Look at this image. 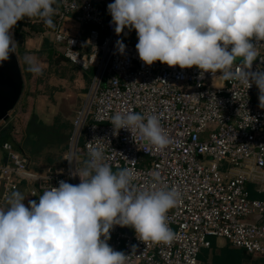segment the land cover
Wrapping results in <instances>:
<instances>
[{
	"label": "built area",
	"instance_id": "2783aa9c",
	"mask_svg": "<svg viewBox=\"0 0 264 264\" xmlns=\"http://www.w3.org/2000/svg\"><path fill=\"white\" fill-rule=\"evenodd\" d=\"M54 8V28L45 31L49 41L68 64L91 71L90 84L71 123L64 167L36 172L10 142L2 143L0 204L21 182L38 197L60 180L79 184L72 173L89 158L91 142L113 172L134 169L137 189L174 186L181 194L167 214L176 235L170 245L143 242L127 226L110 231L111 247L128 255L127 264H201L200 252L218 238L264 260V110L256 86L246 90L220 73L200 78L195 67L145 65L138 41L128 43L125 31L117 36L107 6L98 0H57ZM118 39L126 45L124 54L116 49ZM260 57L251 71H264ZM242 67L240 61L233 65L237 73ZM125 111L157 114L170 144L158 150L127 130L113 135L111 117Z\"/></svg>",
	"mask_w": 264,
	"mask_h": 264
},
{
	"label": "clouds",
	"instance_id": "9594fccd",
	"mask_svg": "<svg viewBox=\"0 0 264 264\" xmlns=\"http://www.w3.org/2000/svg\"><path fill=\"white\" fill-rule=\"evenodd\" d=\"M55 2L0 0V66L16 54L17 22L40 18L51 26ZM107 11L117 36L135 30L145 65L195 67L200 78L220 73L246 90L254 84L264 109V71H251L264 42V0H114ZM116 49L125 53L123 40ZM237 60L243 66L239 73L233 69ZM26 63L27 71L41 73L37 63ZM110 123L113 135L124 129L158 150L170 144L157 114L117 112ZM87 147L89 158L72 173L79 184L60 180L27 206L19 191L6 198L0 207V264H127L128 255L107 242L114 226L133 228L143 242L170 245L176 239L167 214L180 201L177 188L139 190L134 169L113 172L100 147L91 142Z\"/></svg>",
	"mask_w": 264,
	"mask_h": 264
},
{
	"label": "rangeland",
	"instance_id": "374dc122",
	"mask_svg": "<svg viewBox=\"0 0 264 264\" xmlns=\"http://www.w3.org/2000/svg\"><path fill=\"white\" fill-rule=\"evenodd\" d=\"M34 21L37 22V20ZM45 30L40 34L31 30L22 47L20 46L21 42L18 44L13 34V38L17 43L16 56L23 77V92L7 122H0V130L8 129L10 138L19 144L24 138H27L25 137V133L28 130V122L36 118L41 124L39 131L48 137V143L52 140L55 144L58 139V134L62 132L59 135L61 147L63 143L66 144V134L71 129L63 132L59 125L65 122L64 124H69L70 126V123H72L74 116L77 114L76 112L82 105L85 93L90 84L91 75L88 74L89 72H83L63 62L50 65L46 57L49 46L43 41L50 39V37L46 34ZM129 36L130 34L126 37L128 43L133 44L138 41V38H130ZM19 48H21L20 53ZM26 59H31L40 66L41 73L39 75L30 72L29 79H25V73L28 67ZM85 73H87L86 78L84 77ZM256 98V102L259 104L258 93ZM68 142L69 140H67ZM43 149L45 150L36 159V162L39 164L38 166L42 168L45 165L44 160L46 157L51 156L46 146ZM57 163L59 161H56L53 166H57ZM107 242L110 245L109 241ZM215 245L217 247H227L228 242L225 239L218 238L215 239ZM210 259L208 257L207 262Z\"/></svg>",
	"mask_w": 264,
	"mask_h": 264
},
{
	"label": "trees",
	"instance_id": "16d2710c",
	"mask_svg": "<svg viewBox=\"0 0 264 264\" xmlns=\"http://www.w3.org/2000/svg\"><path fill=\"white\" fill-rule=\"evenodd\" d=\"M53 6L56 5L54 4ZM51 19L53 21V24L51 26L46 25L44 21L40 18H33V19L25 18L24 20L18 21L16 26L12 30L18 44L19 42H21L20 46L22 47V44L28 37V34L30 33L31 30L39 34L43 33L45 29L52 30L54 28L55 18L52 16ZM34 20H37V22H35ZM43 41L46 43V45L49 46V49L46 52L47 53L46 57L50 65L52 64L56 65L59 64L60 62L68 64L64 60L62 55L54 50L53 46L51 48L52 44L49 41V39H45ZM20 52H21V48H19V53ZM87 72H89L88 74L91 75V71H87ZM29 77H30V72L27 71L25 73V79H29ZM85 77H87V73H85ZM31 121L28 122L27 124L28 130L25 133V137L27 138H24L20 143V145H18L20 150L23 152L24 155L28 156L31 160H36L43 152V150H45L43 149L44 146H46V149L48 150L51 156L46 157V159L44 160L45 164L51 165V164H55L56 161L57 162L59 161V163H57V166H52L51 168L53 169L56 167H64L66 164L62 160V153L65 151L67 147V140L71 131H69L66 134V144L63 143L62 146L60 147L61 143H60L59 135H61L62 132L58 134V139L56 140L55 144L52 142V140L51 142L48 143L47 141L48 137H46V135L44 134H41L39 131L40 130L39 127L41 126V124L38 122V120L36 118H33ZM64 123L59 125L61 130L63 132L67 129L70 130L71 128L69 127H72L71 123L70 126L69 124H64ZM8 132L9 131L6 128L4 130H0V145L3 142L10 140V136L8 135L9 134ZM56 145L57 148L59 147L58 149L56 148ZM55 149L57 150L55 151ZM208 257L211 258L209 262H207ZM198 259L201 262V264H263L264 263L263 259L256 258L255 256L248 254L244 250L232 248L229 244L227 245V247L225 246L217 247L215 245L214 239L211 240V246L209 249H204L200 252Z\"/></svg>",
	"mask_w": 264,
	"mask_h": 264
},
{
	"label": "water",
	"instance_id": "95a60500",
	"mask_svg": "<svg viewBox=\"0 0 264 264\" xmlns=\"http://www.w3.org/2000/svg\"><path fill=\"white\" fill-rule=\"evenodd\" d=\"M23 92V77L16 54L0 66V122H7ZM126 228V227H124Z\"/></svg>",
	"mask_w": 264,
	"mask_h": 264
},
{
	"label": "crops",
	"instance_id": "0c3cea01",
	"mask_svg": "<svg viewBox=\"0 0 264 264\" xmlns=\"http://www.w3.org/2000/svg\"><path fill=\"white\" fill-rule=\"evenodd\" d=\"M98 2H99V4L101 5V7H103V8H106V6H107V0H98ZM56 3H57V0H56V2H55V5H56ZM54 7V6H53ZM47 30V29H46ZM45 30V31H46ZM125 34H126V37H127V35L128 34H130V38H133V37H136L137 38V35H136V32H135V30H132V31H128L127 29H125ZM78 69V68H77ZM83 75H84V73H83ZM85 77V76H84ZM86 78V77H85ZM15 109V108H14ZM264 110V109H263ZM9 135V134H8ZM6 142H10V144L17 150V151H19L20 153H22L23 154V152L20 150V148H19V146L18 145H20V143L18 144V143H15L11 138H10V140H8V141H6ZM2 145V144H1ZM1 145H0V164H4L5 163V154H4V152L2 151V149H1ZM64 153V152H63ZM24 155V154H23ZM27 159H28V161H29V166H30V168L32 169V170H34V171H36V172H39V173H41V172H45L47 169H49V168H51L53 165H55V164H51V165H47V164H45L44 165V167L42 168L41 166H38L39 164L36 162V160H31L28 156H26V155H24ZM57 168V167H56ZM32 185H30V184H28V183H25V182H21L20 184H19V192H21L26 198H25V201H24V203H25V205L27 206V204H28V201L29 200H35V201H37V203L39 202V197L37 196V195H33V194H31V190H32ZM3 206H6V202L4 203V204H0V207H3Z\"/></svg>",
	"mask_w": 264,
	"mask_h": 264
}]
</instances>
